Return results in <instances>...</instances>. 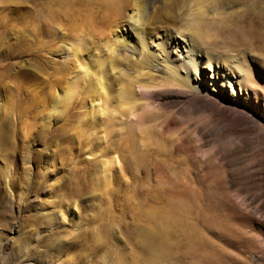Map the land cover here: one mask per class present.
<instances>
[{"label":"rangeland","instance_id":"374dc122","mask_svg":"<svg viewBox=\"0 0 264 264\" xmlns=\"http://www.w3.org/2000/svg\"><path fill=\"white\" fill-rule=\"evenodd\" d=\"M232 1L230 20H263L264 0ZM111 14L0 0V264H264L263 49L233 89L189 78L219 104L169 86L125 104L114 86L89 106L79 48L101 51Z\"/></svg>","mask_w":264,"mask_h":264},{"label":"bare ground","instance_id":"6f19581e","mask_svg":"<svg viewBox=\"0 0 264 264\" xmlns=\"http://www.w3.org/2000/svg\"><path fill=\"white\" fill-rule=\"evenodd\" d=\"M250 2L252 6L257 4L256 0ZM108 3L112 14L99 30L101 51L93 42L94 45L79 48L84 60L78 69L82 72L74 78L81 76L102 92L96 94L94 102L90 99L89 106L104 108L106 104L101 105L100 99L105 103L110 98L103 91L114 86L116 99L125 104L133 101L134 96L146 98L148 90L155 86L180 88L188 96L200 98L201 103L210 99L219 104L209 93V85L202 90L203 86L197 82L196 87L191 85L189 78L205 77L204 68L210 72L214 86H230L233 82L235 85L237 79L247 81L246 66L240 57L253 45L264 51V18L256 25L252 21L243 22V18L230 20L237 11L226 13L223 9L234 3L232 0H108ZM126 49L132 53L131 62L123 54ZM69 52L78 55V48ZM168 61L172 64L168 65ZM134 73L135 79H131ZM246 85L247 82L238 87ZM134 110L130 107L129 115L136 122Z\"/></svg>","mask_w":264,"mask_h":264}]
</instances>
